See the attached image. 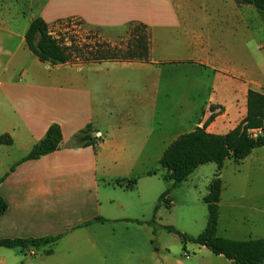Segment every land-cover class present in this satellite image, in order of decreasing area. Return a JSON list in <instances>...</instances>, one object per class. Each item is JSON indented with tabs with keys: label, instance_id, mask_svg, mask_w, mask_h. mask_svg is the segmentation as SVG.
<instances>
[{
	"label": "crops",
	"instance_id": "1",
	"mask_svg": "<svg viewBox=\"0 0 264 264\" xmlns=\"http://www.w3.org/2000/svg\"><path fill=\"white\" fill-rule=\"evenodd\" d=\"M37 2L0 0V137L11 140L0 144V198L6 204L0 240L60 238L39 249L0 247V264H165L160 250L167 246L150 248L153 231L120 235L115 228L134 220L148 227V208L171 185L164 170L157 176L152 169L172 142L201 128L211 114L207 133L232 130L246 116L248 90L264 93V77L230 70L215 77L218 70L212 67L243 65L247 45L261 52L264 15L233 0ZM35 18L55 38L146 37L148 60L50 66L25 46ZM214 45L220 55L213 53ZM42 64L62 68L63 77H35L33 70ZM212 96L218 99L213 102ZM52 124L61 131L59 149L23 161ZM87 128L94 145L82 146L75 137ZM96 132L100 140L93 139ZM257 150L246 159L257 161ZM132 179V189L114 185ZM165 199L178 204L169 193ZM125 241L134 245L120 244ZM215 258L211 264H232Z\"/></svg>",
	"mask_w": 264,
	"mask_h": 264
},
{
	"label": "trees",
	"instance_id": "2",
	"mask_svg": "<svg viewBox=\"0 0 264 264\" xmlns=\"http://www.w3.org/2000/svg\"><path fill=\"white\" fill-rule=\"evenodd\" d=\"M236 4L252 5L257 11L264 15V0H233ZM27 50L40 62L50 66L75 63L73 53H79L80 49L65 40L55 38L47 24L41 18H35L29 24L24 35ZM131 45L126 52L118 55V51L101 53H89L82 62L101 61H147L149 43L146 37L132 38ZM76 44V43H75ZM81 46V45H78ZM246 116L232 130L224 134H211L205 131V127L214 119L211 114L201 128L180 135L172 142L161 155L158 164L165 171L163 179L171 183L170 188L163 193L158 203L170 206L165 196L169 190L184 182L199 166L214 163L216 171L207 186V194L203 202L207 208V220L203 231L195 236L189 237L181 234L172 227H165L169 233L179 236L183 248L187 242L204 247L214 256H221L232 264H264V238L248 240H232L216 236L219 215V201L222 183L219 178L225 160L241 162L245 160L253 150L264 148V134L253 136L250 131L260 130L264 132V93L248 90L246 96ZM215 109V107H210ZM88 128L77 135L76 141L82 146L94 145V141L87 136ZM61 142V131L58 125L52 124L48 127L45 136L38 143L34 144L30 152L23 158V161L39 159L59 149ZM11 140L0 137V144H10ZM136 179H132L122 185L119 181L115 186L124 189H132ZM154 207V215L159 204ZM6 209L5 202L0 198V215ZM103 221L102 218L94 219ZM88 224V223H87ZM60 236L43 237L37 239H14L0 240V247L39 249L47 245H53Z\"/></svg>",
	"mask_w": 264,
	"mask_h": 264
},
{
	"label": "rangeland",
	"instance_id": "3",
	"mask_svg": "<svg viewBox=\"0 0 264 264\" xmlns=\"http://www.w3.org/2000/svg\"><path fill=\"white\" fill-rule=\"evenodd\" d=\"M43 2L44 0H38L37 5L39 6ZM35 12L38 13L39 11ZM200 26L205 30L206 25L204 21ZM214 35H216V32ZM58 38L65 40L67 44L71 42L73 47L77 45L76 47L80 49L81 54L73 53V60L75 62L84 61L83 59L89 53H95L96 51H101V53L103 51L106 53L118 51V55H121V52H126L128 46L132 44V39L112 42H87L79 41L76 38ZM218 39V44H220L221 34H219ZM212 50L214 54H221V48L216 45H214ZM212 67L218 70L215 77H223L222 72L225 70L234 71L242 77H264V49L261 52H256L247 45L246 61L243 65L226 67L213 63ZM33 74L35 77H63V70L62 68L59 71L56 69L52 70L47 65L42 64L41 66H36ZM231 74L233 73L231 72ZM17 75L15 77H18ZM216 79L218 84H220V78ZM217 99L212 96L211 101L215 102L214 100ZM221 131L223 132L224 129ZM257 149L258 152H255V154L258 153L257 161L253 160L252 156L251 159L248 158L237 163L232 160H225L223 164L219 175L222 189L216 232L217 237L232 240L264 238V149ZM202 166L187 182H182L179 186L169 190V194L176 198L178 204L166 206L164 203H161L155 215L154 208L150 205L147 211L148 227H145L149 229L147 232L145 228H141L138 225L140 221L137 220L118 224L115 228L116 232L120 235L141 236L153 231L155 238L150 242V248L157 249V245L160 244L167 246V250H160L161 256L166 257L167 261H165V264H174L176 260L182 261L183 264H211V262L216 261L215 256H210L208 252L201 250L197 244L187 242L185 248H183L179 236L169 233L165 229V227H172L181 234L195 237L205 228L207 208L203 202V198L207 193V180L213 177L216 166L214 163ZM152 170L157 176L162 172L158 164ZM120 244H125L126 246L134 245L131 241H125ZM185 252L188 258L184 257Z\"/></svg>",
	"mask_w": 264,
	"mask_h": 264
},
{
	"label": "built area",
	"instance_id": "4",
	"mask_svg": "<svg viewBox=\"0 0 264 264\" xmlns=\"http://www.w3.org/2000/svg\"><path fill=\"white\" fill-rule=\"evenodd\" d=\"M250 133H251L253 136H257V135H261V134H262V132H261L260 130H252V131H250ZM101 138H102V135H101L100 132H96V133L94 134V138H93V139H95V140H100ZM184 256L187 257V256H188L187 253H184Z\"/></svg>",
	"mask_w": 264,
	"mask_h": 264
}]
</instances>
